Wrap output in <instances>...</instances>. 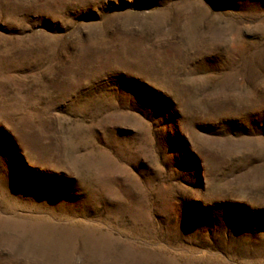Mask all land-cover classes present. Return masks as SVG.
Here are the masks:
<instances>
[{"label":"rangeland","instance_id":"obj_1","mask_svg":"<svg viewBox=\"0 0 264 264\" xmlns=\"http://www.w3.org/2000/svg\"><path fill=\"white\" fill-rule=\"evenodd\" d=\"M0 264H264V0H0Z\"/></svg>","mask_w":264,"mask_h":264}]
</instances>
